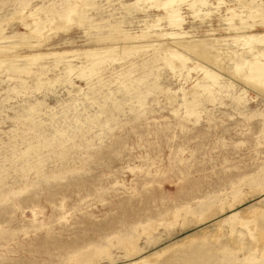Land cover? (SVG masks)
<instances>
[{
    "label": "rangeland",
    "instance_id": "1",
    "mask_svg": "<svg viewBox=\"0 0 264 264\" xmlns=\"http://www.w3.org/2000/svg\"><path fill=\"white\" fill-rule=\"evenodd\" d=\"M158 1L0 0V264H264V87L233 70L264 0H185L182 29ZM181 30L162 39L210 34L222 67L162 61L154 35Z\"/></svg>",
    "mask_w": 264,
    "mask_h": 264
},
{
    "label": "bare ground",
    "instance_id": "2",
    "mask_svg": "<svg viewBox=\"0 0 264 264\" xmlns=\"http://www.w3.org/2000/svg\"><path fill=\"white\" fill-rule=\"evenodd\" d=\"M184 1L185 0H160V1H158L157 7L158 8L161 7V8H163L165 10V16L163 18H168L171 26L172 25L174 27L179 26L182 29L181 26H182L183 21H184V16L181 14V6L180 5ZM120 2H121L122 5H124L123 7L126 6V4L122 3L123 0H120ZM137 2L138 1H135V3H137ZM209 4L210 3H209L208 0H191V2L188 5L190 7L192 6V8L195 7L196 5H199L200 7H202V9H204L205 7L209 6ZM228 10L232 11L233 9L231 8V9H228ZM235 23L230 25V27H231L230 30H232V31H236V30L240 31L242 29V32H244L243 31L244 29H250V28L253 27V25H250V24H248V25L244 24L243 25V23H242L241 26H238V25H235ZM121 24L119 23L118 26L121 25ZM112 26H110V27H112ZM115 27H117V24H115ZM115 29H113V31ZM118 29H121L120 26H119ZM118 29H117V31H119ZM110 30H111V28H110ZM113 31L111 30V32H113ZM122 32L124 33L125 31H122ZM123 33L121 34L122 36H123ZM186 34H188V32H184V31L181 30L179 32H173L172 31L170 33H162V34L156 33L154 35L157 38V40H154V41H159V42L154 44L153 46H154V49L157 50V52H159V56H161V58L163 59L162 61H165V63L169 67L173 68V70L175 69V71H176V69H179V68H185L187 66L186 65L187 62L188 61H192V60H191V58L188 55H185L183 52H181L177 48L179 46L176 47V45L179 44L183 48H185L189 52H191V54L193 53V54H196L198 57H200L202 59L203 58L206 59L205 62L210 61L213 65L217 64L216 66H219L218 69H220L222 67L221 56H222L223 53L221 52V49L219 48V46L216 43V42H218V40H216L215 38H211L210 34L209 35L207 34V36L204 37V38L202 36H201L202 38H199L197 36H194V37H191V38L185 37L183 39L179 38V40L178 39L176 40V41H178L177 43H172V44H170L169 42H168L169 43L168 44L167 41L162 39L163 35H166L165 38L166 37H170V36L171 37L174 36V38H175V36H177V38H178V36L181 37V36L186 35ZM190 36L191 35H189V37ZM247 36H248L247 34H243L242 33L241 35L238 36V38H245ZM249 36H251L250 37L251 39H256L259 44L260 43H264V36H261V37H254L255 35H249ZM107 37L108 36L106 35V38L105 37L104 38L107 39ZM123 37H127V36L124 35ZM104 38H102V39H104ZM136 39H143L144 40V39H146V36H144V34H139V35H134V36H132L130 38V40H136ZM5 46L6 45H4L3 47L5 48ZM148 46H152V45H148V44H143V45H135V44H133V45H125V46H123L122 49H123V52H126L128 50H134V49H137L139 47H148ZM116 49H117L116 47L99 48V49H93L91 51H88V52L84 53L87 56L86 58L88 60H86V61H88V62L84 63L82 65V66H84L83 67L84 69L80 67L81 70L83 69L82 71L80 70L81 74L85 75V73H87V75H89L90 73L92 74L93 72L96 73L97 72L96 70L99 68V64L102 61V58L104 59V58L110 57V55L112 53H115ZM180 49H182V48H180ZM247 53L248 52L244 51L243 53L238 55L239 57H236V60L232 59V60H234V69L233 70L236 69V72L237 71L240 72V70H241V73H242V69L246 66L245 73H243L244 74L243 78H245L247 81H249L248 83L250 84V86H251V82L254 83V85H256V88L254 87L255 89H257V87H264V60L262 58V56L264 57V48L258 50L257 54H253L251 59H248V57L246 56ZM116 54L111 56V57L116 58ZM225 56H228V55H225ZM234 57L235 56H233V58ZM200 58H198V59H200ZM85 64H86V66H85ZM193 64H194V66L192 67V69L196 70L198 68L199 69L201 68L204 71L203 72L204 73V78L207 79V80L204 79L202 84H199V83L195 84L193 86L192 90H194L197 87V85H198L202 89V91H204V92L205 91L206 92L210 91L212 89V87L215 86L219 82V77H220L219 73L215 72L212 69H209L206 66H203V65H201L199 63H195V61H194ZM226 67H227V65L225 66V68ZM225 68L223 70H225ZM68 69H70V68H68ZM229 72H230V70H229ZM237 73H236V75H237ZM247 81H246V83H247ZM252 86H253V84H252ZM192 90H191V92H192ZM191 92H189V93H191ZM187 95H188V93L187 94L184 93V98H186ZM195 99H196V96H193L191 101L185 100L186 110L187 111H190V104ZM246 258L249 259V260H254L255 257L254 256H248ZM225 259H226V264H235L236 260H238L236 255H234L233 253L232 254L230 253ZM140 264H141V262H140Z\"/></svg>",
    "mask_w": 264,
    "mask_h": 264
}]
</instances>
